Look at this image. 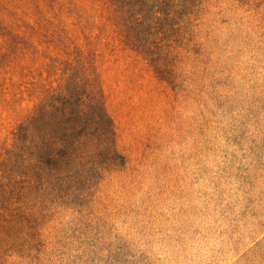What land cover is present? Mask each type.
Masks as SVG:
<instances>
[{"label":"rangeland","instance_id":"obj_1","mask_svg":"<svg viewBox=\"0 0 264 264\" xmlns=\"http://www.w3.org/2000/svg\"><path fill=\"white\" fill-rule=\"evenodd\" d=\"M167 24L151 56L111 0H0V161L71 76L126 161L4 264H264V0H197Z\"/></svg>","mask_w":264,"mask_h":264},{"label":"trees","instance_id":"obj_2","mask_svg":"<svg viewBox=\"0 0 264 264\" xmlns=\"http://www.w3.org/2000/svg\"><path fill=\"white\" fill-rule=\"evenodd\" d=\"M125 41L151 56L174 35L167 24L184 22L197 0H111ZM125 158L102 96L82 77L67 78L14 133L0 161V264L30 253L44 219L60 207H81ZM24 250V251H23Z\"/></svg>","mask_w":264,"mask_h":264}]
</instances>
